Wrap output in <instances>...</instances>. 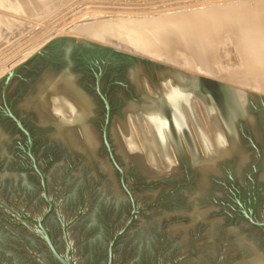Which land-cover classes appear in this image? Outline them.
<instances>
[{"label": "water", "instance_id": "1", "mask_svg": "<svg viewBox=\"0 0 264 264\" xmlns=\"http://www.w3.org/2000/svg\"><path fill=\"white\" fill-rule=\"evenodd\" d=\"M77 41L0 78V264H264V96Z\"/></svg>", "mask_w": 264, "mask_h": 264}, {"label": "bare ground", "instance_id": "2", "mask_svg": "<svg viewBox=\"0 0 264 264\" xmlns=\"http://www.w3.org/2000/svg\"><path fill=\"white\" fill-rule=\"evenodd\" d=\"M38 1L49 3L50 0ZM0 2H2V0ZM31 2L29 4H31ZM50 2H52V0ZM3 3L4 2H2V4ZM44 3L42 5H44ZM39 4L40 3L37 5L41 6V4ZM1 6L5 7V3ZM24 7L28 8V5ZM24 7L21 9L23 10ZM30 7L28 9H30ZM35 7L36 6H34V8ZM8 8L11 10L10 7ZM13 8L14 7H12V10H17ZM51 8L47 10L49 11ZM5 11L8 13L10 12L7 10ZM13 12L15 14L17 11ZM31 12L34 13V11ZM2 13H4L3 10ZM25 13H28V11ZM162 13L163 14L154 15V17L149 19L114 20L111 22L98 20L91 22L92 24L90 25H77L76 29L77 31L89 32L90 35L102 41L108 39L110 42L115 41L113 37L112 40L110 37L113 34L112 31H114L116 27H120L122 30H129L128 34L130 36L135 35L136 39H134V43L127 46V48H132L142 53L149 51L152 55H163L165 59H169L170 61L174 60L175 65L184 64V61L182 62L178 57H175L179 52L187 55L190 64L194 66L196 64L199 65L201 61H197L199 60L196 59L197 55L202 58H205V56L209 58L210 55L215 52L217 53L216 57L219 58L221 62H225L226 66L220 63V66L223 65L224 67H221L220 69L222 70L219 69V72H216L212 68V76L220 81L237 83L251 90H260L264 93V0L240 1L227 6H209L207 8H199L191 11L181 10L173 14L172 12L171 14H168L169 12L166 14H164L165 12ZM11 14L12 12L10 16ZM18 16L17 14V17ZM20 16L22 15L20 14ZM20 16L18 18H20ZM6 19L7 18H5V20ZM12 19L15 21V18ZM9 21H11V18L8 19V22ZM6 24L9 23L6 22ZM14 24L16 25V23ZM14 24H12V27H14ZM110 32H112V34ZM199 56L197 58H199ZM216 61L217 64H219L220 61H218V59ZM211 63L212 62H210V64ZM213 63H215V61ZM206 68L205 66L203 69L199 68V72L202 70L204 71ZM206 70L208 71V69Z\"/></svg>", "mask_w": 264, "mask_h": 264}, {"label": "rangeland", "instance_id": "3", "mask_svg": "<svg viewBox=\"0 0 264 264\" xmlns=\"http://www.w3.org/2000/svg\"><path fill=\"white\" fill-rule=\"evenodd\" d=\"M5 1L2 0V2L5 3V7L7 6L6 9L4 6H1L4 3L2 4V2H0V11L2 14H0V78L27 61L30 57L42 49L50 40L60 37H69L75 38V44L78 43L77 39L80 38L138 58H142L203 78H208L210 80L212 79L213 81L219 83L264 96V93H262L260 90L255 91L251 90L250 88L238 85L237 83H227L226 81H220L216 77L212 76V68L216 72H219L221 67L226 66L225 62H221L219 58L216 57L217 53L215 52L210 55L209 58L206 56L205 58H202L197 55V57L199 56V58L196 57V59H199L197 61H201L199 64L200 66L196 64V67L193 64H190L187 55L179 52L177 55H175V57H178V59L180 61L182 60V62L184 61V64L175 65L174 60L170 61L169 59H165L163 55H152V53L149 51L142 53L132 48H127V46L132 45L134 43V39H136L135 35L130 36L128 34L129 30H122L120 27H116L114 31H112L113 34L110 32L112 34L110 39L112 40L113 37V40L115 41L110 42L108 39L102 41L97 39L95 36L90 35L89 32L77 31L76 29L77 25H90L92 24L91 22L98 20L111 22L114 20L149 19L154 17V15L160 13L163 14L162 12H165L164 14L168 12V14H171L172 12L173 14L181 10L191 11L199 8H207L209 6H227L240 1L248 2L253 0H52V2H50V0L49 3L47 2L48 5L47 3H44L43 1L39 2L38 0H33L34 2L32 0V2L28 0H14L15 2L13 0ZM7 2L10 4V6ZM30 2L31 4H29ZM38 3H40L42 7L38 6ZM43 3L44 5H42ZM50 3L53 4L51 5ZM25 5H28V8L30 6L33 7L28 9L27 7H24ZM34 6L36 7L34 8ZM8 7H10L11 10H9ZM12 7L16 8L17 10L14 8V10H12ZM23 7L24 9L22 10L21 8ZM25 8L29 14L25 13L27 12ZM49 8L51 9L48 11L47 9ZM2 10L4 13H2ZM5 10L10 12L8 13ZM13 11H17L15 13L16 15ZM31 11H34V13ZM11 12V16L13 17L10 16ZM19 13L22 16H20ZM17 14L20 16V18H18L19 16L17 17ZM9 16L11 21L8 22V19H10ZM5 18L7 19L5 20ZM12 18H15V21ZM6 22L9 24H6ZM14 23H16V25ZM12 24H14V27H12ZM212 56L215 57L213 58ZM217 59L220 61L219 64H217ZM214 61L215 63H213ZM210 62L212 63L210 64ZM220 63L225 65L220 66ZM203 65L207 67L206 69H208V71L204 69V71L202 70L199 72V68L203 69Z\"/></svg>", "mask_w": 264, "mask_h": 264}, {"label": "flooded vegetation", "instance_id": "4", "mask_svg": "<svg viewBox=\"0 0 264 264\" xmlns=\"http://www.w3.org/2000/svg\"><path fill=\"white\" fill-rule=\"evenodd\" d=\"M174 83V82H173ZM173 89V87L172 86H170V87H168L167 88V91H165V95L166 96H171V97H173V95L175 94V93H173V92H171V90ZM158 103H160L159 101H158ZM161 104V103H160ZM185 109H186V107H185ZM188 110V109H187ZM158 112V111H157ZM172 117L174 118L175 116L174 115H172ZM208 118H211L210 117V115L208 114ZM216 118H217V122H216V126H213V128H214V130H213V135H211V138L210 139H212V141L213 140H215L216 141V137H219V135L221 134V133H225V125L223 124V120H222V118L218 115V114H216ZM210 122V121H209ZM212 122V121H211ZM210 125H211V123H210ZM177 126H180V124L179 125H177ZM227 126V125H226ZM167 129V128H166ZM225 138V137H224ZM237 139H238V133H236V139H234V141H237Z\"/></svg>", "mask_w": 264, "mask_h": 264}]
</instances>
